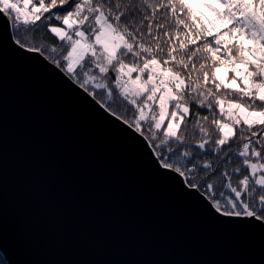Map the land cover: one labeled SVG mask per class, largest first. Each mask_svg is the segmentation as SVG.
Masks as SVG:
<instances>
[{"label": "snow or ice", "instance_id": "obj_1", "mask_svg": "<svg viewBox=\"0 0 264 264\" xmlns=\"http://www.w3.org/2000/svg\"><path fill=\"white\" fill-rule=\"evenodd\" d=\"M5 39L215 220L264 230V0H0Z\"/></svg>", "mask_w": 264, "mask_h": 264}, {"label": "water", "instance_id": "obj_2", "mask_svg": "<svg viewBox=\"0 0 264 264\" xmlns=\"http://www.w3.org/2000/svg\"><path fill=\"white\" fill-rule=\"evenodd\" d=\"M0 254L7 264H264V230L215 220L5 39Z\"/></svg>", "mask_w": 264, "mask_h": 264}, {"label": "trees", "instance_id": "obj_3", "mask_svg": "<svg viewBox=\"0 0 264 264\" xmlns=\"http://www.w3.org/2000/svg\"><path fill=\"white\" fill-rule=\"evenodd\" d=\"M0 264H7V263L5 262V260L3 259V257L1 256V254H0Z\"/></svg>", "mask_w": 264, "mask_h": 264}]
</instances>
